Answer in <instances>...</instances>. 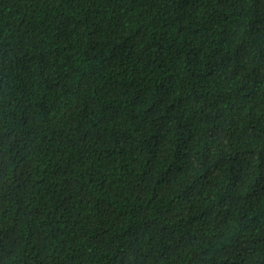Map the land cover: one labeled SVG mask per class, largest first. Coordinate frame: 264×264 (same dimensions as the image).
I'll return each instance as SVG.
<instances>
[{
	"label": "trees",
	"instance_id": "trees-1",
	"mask_svg": "<svg viewBox=\"0 0 264 264\" xmlns=\"http://www.w3.org/2000/svg\"><path fill=\"white\" fill-rule=\"evenodd\" d=\"M0 264H264V0H0Z\"/></svg>",
	"mask_w": 264,
	"mask_h": 264
}]
</instances>
